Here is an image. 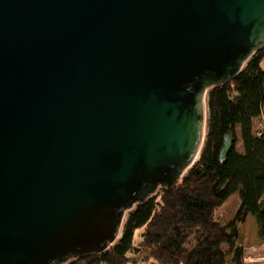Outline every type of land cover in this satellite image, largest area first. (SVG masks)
<instances>
[{
  "label": "water",
  "instance_id": "95a60500",
  "mask_svg": "<svg viewBox=\"0 0 264 264\" xmlns=\"http://www.w3.org/2000/svg\"><path fill=\"white\" fill-rule=\"evenodd\" d=\"M263 47L264 0H0V264L108 251Z\"/></svg>",
  "mask_w": 264,
  "mask_h": 264
},
{
  "label": "trees",
  "instance_id": "16d2710c",
  "mask_svg": "<svg viewBox=\"0 0 264 264\" xmlns=\"http://www.w3.org/2000/svg\"><path fill=\"white\" fill-rule=\"evenodd\" d=\"M207 103V135L193 168L173 187L137 204L108 251L68 264H228L229 256L231 264H264L244 262L239 233L248 213L264 242V130L254 131L255 120L264 119V47L235 79L211 88ZM229 135L232 148L223 161ZM235 194L240 208L224 224L216 213Z\"/></svg>",
  "mask_w": 264,
  "mask_h": 264
},
{
  "label": "rangeland",
  "instance_id": "374dc122",
  "mask_svg": "<svg viewBox=\"0 0 264 264\" xmlns=\"http://www.w3.org/2000/svg\"><path fill=\"white\" fill-rule=\"evenodd\" d=\"M262 130H264V119L258 118L254 122L255 134H258ZM238 148L240 151H243L241 142L238 144ZM240 205H241V201L239 195L238 194L233 195L217 211L216 218L224 224L228 223L229 221L235 218L240 208ZM239 233L241 235L246 252L244 262L245 263L264 262V242L258 236L256 218L248 213H244L243 219L239 223ZM224 249L226 251L229 250L227 245H224ZM228 264H231V256H229Z\"/></svg>",
  "mask_w": 264,
  "mask_h": 264
}]
</instances>
